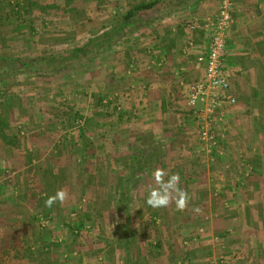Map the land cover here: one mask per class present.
<instances>
[{"label":"rangeland","instance_id":"374dc122","mask_svg":"<svg viewBox=\"0 0 264 264\" xmlns=\"http://www.w3.org/2000/svg\"><path fill=\"white\" fill-rule=\"evenodd\" d=\"M148 1L0 0V264H264V0H160L121 28ZM224 1L260 91L219 114L209 153L184 94L163 106L146 83L177 66L146 51L161 32L181 56ZM156 168L184 210L145 204Z\"/></svg>","mask_w":264,"mask_h":264},{"label":"crops","instance_id":"0c3cea01","mask_svg":"<svg viewBox=\"0 0 264 264\" xmlns=\"http://www.w3.org/2000/svg\"><path fill=\"white\" fill-rule=\"evenodd\" d=\"M167 19L168 16H165L161 22L165 23ZM185 20L188 21V19ZM182 21H184V19ZM205 33L206 32L202 29L201 24L197 29H193L192 36L190 37L191 39L189 40L186 47L181 50V56L179 54V56H177V54L173 55V52L177 45V38H174L173 42H168V37L162 35V33L160 32L154 37L157 40H160L162 44H158L159 46L157 48L155 47L156 49H154V46H152V44H149L150 46L147 49L148 52L146 51L149 60L154 59L155 56L164 59L168 58L170 59V63H174L177 66L176 71H173V73L171 74H167L168 67H159L150 74V79L148 78L147 81L145 80L150 87L152 85H155L157 87V90L161 94L160 97L163 106H175L176 109L180 108L181 105L183 106L184 103L181 104L179 101V93L184 94V96L186 97L185 106L188 105L187 96L189 86L193 82H196L199 79L203 78L205 73V62L198 61L200 57L206 55L208 50L209 43H205L204 41H202V38H199ZM243 34V29L238 31V33H235V31H233L231 35L229 34L230 36L227 40L224 59L225 71L231 84V91L234 96L236 95L240 98V100H242V104H240L238 107L242 106V108H244V111L247 113L248 109L251 107L250 102L253 100V97H251V95H253V93L259 92L260 90L257 84V78H253V76L251 77L249 74V72L253 70L252 66L254 65V62H252L254 57L251 56L249 52H251L254 48L256 49V47H250L249 42L251 44H254L253 41H256L257 39H253L252 37L246 38V36H244ZM195 35L197 36L195 37ZM174 36H176V34ZM262 39L263 37H261V40ZM189 50H191V52L187 54V51ZM153 51H157L158 53H153ZM254 54L256 60L259 53H253V55ZM171 57L173 61H171ZM226 66H228V68ZM156 70H158V73H155ZM238 107L236 109H238ZM226 108L227 109H225L224 112H228L231 108H233V106L227 105Z\"/></svg>","mask_w":264,"mask_h":264},{"label":"built area","instance_id":"2783aa9c","mask_svg":"<svg viewBox=\"0 0 264 264\" xmlns=\"http://www.w3.org/2000/svg\"><path fill=\"white\" fill-rule=\"evenodd\" d=\"M231 13V3L224 1L215 16L205 19L202 29L209 35V46L206 55L198 59L199 62H205V73L203 78L189 86L187 96V104L200 124V140L209 153L216 144L213 129L221 121L219 114L227 105L236 103L224 59L228 32L233 24Z\"/></svg>","mask_w":264,"mask_h":264},{"label":"clouds","instance_id":"9594fccd","mask_svg":"<svg viewBox=\"0 0 264 264\" xmlns=\"http://www.w3.org/2000/svg\"><path fill=\"white\" fill-rule=\"evenodd\" d=\"M152 179L155 182V187L148 190L145 197V204L152 209H165L173 203L177 210H184L189 203V194L180 187L181 177L179 174L167 176L162 168H156L151 172ZM167 176V178H166ZM68 196L64 189H58L55 195L48 196L45 200L47 207H52L57 201L63 203ZM194 211L199 212V208Z\"/></svg>","mask_w":264,"mask_h":264},{"label":"trees","instance_id":"16d2710c","mask_svg":"<svg viewBox=\"0 0 264 264\" xmlns=\"http://www.w3.org/2000/svg\"><path fill=\"white\" fill-rule=\"evenodd\" d=\"M159 3H160V0H153V1H148V2H142V3H139L131 7L130 9L127 10L126 14L123 16L124 20L120 25L121 28L125 26V24L131 22L140 13L154 10ZM113 35H115V31H113ZM125 241L127 242V240ZM125 245L127 246L126 243Z\"/></svg>","mask_w":264,"mask_h":264}]
</instances>
